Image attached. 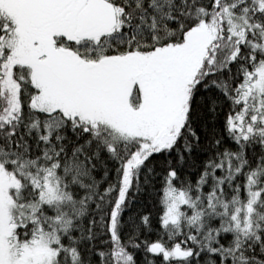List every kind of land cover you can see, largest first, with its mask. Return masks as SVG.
<instances>
[{
    "label": "snow or ice",
    "instance_id": "obj_1",
    "mask_svg": "<svg viewBox=\"0 0 264 264\" xmlns=\"http://www.w3.org/2000/svg\"><path fill=\"white\" fill-rule=\"evenodd\" d=\"M0 264H264V0H0Z\"/></svg>",
    "mask_w": 264,
    "mask_h": 264
}]
</instances>
